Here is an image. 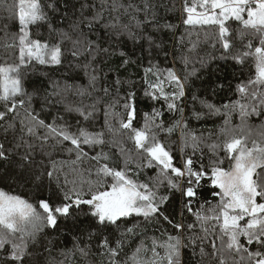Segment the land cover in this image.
<instances>
[{"label":"snow or ice","instance_id":"obj_1","mask_svg":"<svg viewBox=\"0 0 264 264\" xmlns=\"http://www.w3.org/2000/svg\"><path fill=\"white\" fill-rule=\"evenodd\" d=\"M0 3L16 25L4 44L15 60L0 63V180L31 181L39 194L34 204L0 189V264H52L44 257L49 237L64 230L75 242L62 255L78 253L85 264H264V0ZM177 12L175 22L168 19ZM202 44L240 73L251 65L232 80L212 73L211 95L229 93L221 105L201 99L202 76L188 70L207 66L191 56ZM161 54L171 56L170 66L157 62ZM117 55L119 63L106 68ZM37 66L87 79L74 91L92 102L64 109L77 115L75 126L59 111L42 117L72 86L38 81L29 92L24 70ZM138 92L152 102L150 112H139ZM205 116H223L207 137L189 126ZM175 133L179 159L165 143Z\"/></svg>","mask_w":264,"mask_h":264},{"label":"trees","instance_id":"obj_2","mask_svg":"<svg viewBox=\"0 0 264 264\" xmlns=\"http://www.w3.org/2000/svg\"><path fill=\"white\" fill-rule=\"evenodd\" d=\"M12 0H7V3H11ZM159 2V0H157ZM167 3L168 0H165ZM177 7H179V0H175ZM78 7V5H77ZM160 14L164 15V9H160ZM9 15L8 11L5 9L3 3H0V63L8 62L12 63L15 60L14 57V49L11 48H5L4 44L11 43V34H14L16 31V25L10 21H6V17ZM179 18V13L176 14L169 13L168 19L175 22ZM106 19H108L106 14ZM9 24L8 33L9 36L5 37V32L3 30V25L5 23ZM126 22V18L125 21ZM125 42L128 48H131V41H128L125 37ZM166 39H168L166 37ZM237 46H240V42L237 41ZM212 55H215L217 59L213 60L211 57ZM193 61L197 60L200 57H204L207 61L206 67H201L198 63L190 64L188 67V70L191 71L193 67L196 68L197 74L202 76V80L196 81V84L198 85V93L201 97V99L207 98L208 100L213 101L217 105L223 104L225 101L229 99V93L227 89L220 90L217 89V94L215 96L211 95L209 84L214 81L215 77L212 75L213 72L215 73H224L227 76L228 80L233 79V74L235 72L236 77L239 78L241 76H247L249 68L251 65H248L244 68L243 73H240L237 71V66L234 64L233 61L229 60L227 62L221 61L218 59L219 52H214L211 48L207 47L206 45H201L195 52L191 54ZM171 56H169L168 60L165 61L163 54H161L159 57H157V62L161 64L162 67L170 66L171 64ZM119 63V57L113 56L111 57L107 63L105 64V67H115ZM176 67L178 70L182 69V65L177 63ZM131 72L135 73L133 76L134 79L139 80L141 72L139 69L133 68L130 69ZM254 72V69H252ZM47 73V75H45ZM56 81L59 82L61 89H63L66 85L72 86L69 88L68 91L63 92V102L56 104V105H49L47 108H45L41 115L44 118L49 119L51 116L55 115L57 111L63 113V115L66 117V119L75 126L77 115L73 113L65 112V106L66 105H79L81 102L87 104L91 103V99L87 96L80 97L75 94L74 86H80V85H86L87 79L84 77L83 73H76V74H69L65 72L63 69L56 71L53 69H47L43 67L37 66L36 69H25L24 70V83L29 92L33 90V86L39 81L42 84L47 85L49 81ZM51 91V88L48 89ZM142 93L138 92V109L139 112L142 114L143 112H150L152 110V102L150 101H144L142 98ZM232 99H235L234 96L231 97ZM43 100L40 97L33 99V106L34 108L40 112L41 107L43 105ZM189 104H191V100L189 98ZM159 107V105H157ZM197 108H199V104L197 103ZM188 115H190V109L188 111ZM138 118H141L138 116ZM165 121H171L173 119L170 115H165L164 117ZM234 123H239L238 119L236 117H233ZM103 123V114L101 113L99 115V118L97 121H95V126L99 127L100 124ZM142 123V118H141ZM223 123V116H205L204 118L200 120L191 119L189 121V126L198 132H203L205 136L207 137L208 133L215 134L218 131V128ZM253 123H256L255 120H253ZM75 130V129H73ZM212 139H215V135L212 136ZM165 143L169 144V146L172 148L174 154L177 156V159H179V134L175 133L170 137H165ZM130 146V145H129ZM205 152V159L207 160V157L210 155L208 152V149H204ZM57 159H68V157L64 154H59L56 156ZM227 161H225V164L223 167H227ZM5 166L3 163H0V169L4 168ZM68 171V169H66ZM150 172L152 170H149ZM71 179V175L69 176ZM63 179V177H61ZM44 183L47 184V178L44 179ZM0 189L10 192L12 194H18L22 196L25 199H28L32 203H36L39 199V194L36 192L35 185L31 182H23V181H13L11 179L9 180H0ZM205 196H208V192H205ZM211 197L209 196V199ZM176 211L179 212V208H176ZM63 227V226H62ZM69 227H71L69 223ZM49 232H52V230H48ZM75 231V230H73ZM153 230H149L148 235H152ZM78 235V233H77ZM51 239L52 243L50 245L51 251L50 252H44V257H46L48 260L52 261V264H85V260L83 257H81L78 253L75 254H68V255H62V253H69L70 250L73 248V244L75 242L73 232H69L67 230H64L61 235L53 234L49 237ZM139 243V240H134L132 243V246L128 248L129 255H131L132 251L134 250L135 246ZM150 243V240L148 241ZM89 260L95 259V257H89ZM189 257L185 256V261L187 262Z\"/></svg>","mask_w":264,"mask_h":264}]
</instances>
